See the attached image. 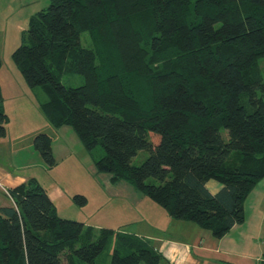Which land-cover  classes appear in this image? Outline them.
Instances as JSON below:
<instances>
[{"label": "trees", "instance_id": "trees-1", "mask_svg": "<svg viewBox=\"0 0 264 264\" xmlns=\"http://www.w3.org/2000/svg\"><path fill=\"white\" fill-rule=\"evenodd\" d=\"M21 42L11 57L50 124L102 147L96 172L216 238L243 221L264 177V0H50ZM71 73L83 83L64 85ZM8 120L0 91V136ZM33 145L56 163L47 133ZM6 189L0 264H94L112 238L110 264L163 263L134 234L60 217L35 177Z\"/></svg>", "mask_w": 264, "mask_h": 264}, {"label": "rangeland", "instance_id": "rangeland-1", "mask_svg": "<svg viewBox=\"0 0 264 264\" xmlns=\"http://www.w3.org/2000/svg\"><path fill=\"white\" fill-rule=\"evenodd\" d=\"M31 1H27L28 5L21 9L28 15L37 9L39 11L46 8L50 3V0ZM20 43L22 42L19 39L0 42V83L3 87H11V77L15 74L13 70H16L22 80L17 87L22 91L27 88V97L33 100L36 93L39 99H46L40 87L30 88L25 83L11 57L12 51ZM60 81L66 86H78L83 83V77L74 73L64 74ZM18 109L22 108L20 106L12 108V111L17 110L16 118L11 117L6 136L0 137V163L8 169L13 168L17 171L22 169L37 175L38 181L47 189L60 217L83 222L86 226H91L95 234H98L101 228H109L136 236L146 235L153 226H158L162 222V212L165 211L161 205L142 195L129 183L119 181L114 184L107 179L108 174L96 172L94 161L102 155V147L97 146L92 151L86 150L70 125L54 127L39 105L33 110L28 108L26 114L28 117L33 115V119L32 121L27 119L31 122L26 127L30 132L22 134L24 126L20 125L17 118L24 117L25 110L18 112ZM38 132H45L51 138L56 160L53 166H47L34 148L33 138ZM147 155L146 150L138 151L132 157V163H141ZM212 184L220 185L214 179L209 183L210 188ZM1 188L7 194L6 188L3 186ZM76 194L84 196L85 203L80 204L75 200ZM112 239L95 258L94 264H110L114 247ZM141 239L146 242V239L142 237Z\"/></svg>", "mask_w": 264, "mask_h": 264}, {"label": "crops", "instance_id": "crops-1", "mask_svg": "<svg viewBox=\"0 0 264 264\" xmlns=\"http://www.w3.org/2000/svg\"><path fill=\"white\" fill-rule=\"evenodd\" d=\"M27 1L31 0H24V2L23 0H0V42L16 39L22 41V34L28 27L30 16L38 11L37 9L29 15L26 14L27 12H22L21 9L28 5ZM13 72L15 74L11 77V87H3L0 83L3 109L9 118L6 124V134L9 122L12 118H16L17 110L12 111V108L20 106L22 109H18V112L25 110V115L17 120L20 125L24 126L21 133L26 135L27 132H30L26 127H28V123L31 124L30 121L33 119V115L28 117L26 114L28 108L33 110L45 99H39L36 93L33 100L27 97L28 89L24 88L22 91L17 87L22 81L20 74L16 70ZM17 125L19 124L17 123ZM4 139L6 140V138ZM29 177L38 179L37 175L32 172L8 169L0 163V185L5 188L14 187ZM107 179L110 181V175L107 176ZM210 181L211 179L206 183L207 188L211 192L217 191L220 185L212 184L210 188ZM1 187L0 206L8 205L10 198ZM243 209V221L233 225L220 238H216L210 230L201 228L194 222L172 218L165 209V212H162V222L158 226H153L146 235L139 234L138 237L146 239L148 246L161 254L162 264H263L264 177L246 197Z\"/></svg>", "mask_w": 264, "mask_h": 264}, {"label": "built area", "instance_id": "built-area-1", "mask_svg": "<svg viewBox=\"0 0 264 264\" xmlns=\"http://www.w3.org/2000/svg\"><path fill=\"white\" fill-rule=\"evenodd\" d=\"M5 191L7 192V189H5Z\"/></svg>", "mask_w": 264, "mask_h": 264}, {"label": "water", "instance_id": "water-1", "mask_svg": "<svg viewBox=\"0 0 264 264\" xmlns=\"http://www.w3.org/2000/svg\"><path fill=\"white\" fill-rule=\"evenodd\" d=\"M264 264V263H263Z\"/></svg>", "mask_w": 264, "mask_h": 264}]
</instances>
